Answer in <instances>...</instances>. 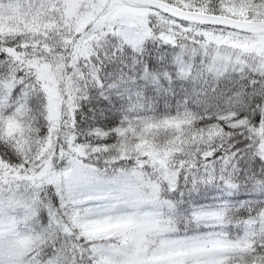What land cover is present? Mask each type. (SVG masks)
I'll return each mask as SVG.
<instances>
[{
    "label": "snow or ice",
    "instance_id": "obj_1",
    "mask_svg": "<svg viewBox=\"0 0 264 264\" xmlns=\"http://www.w3.org/2000/svg\"><path fill=\"white\" fill-rule=\"evenodd\" d=\"M0 264H264V0H0Z\"/></svg>",
    "mask_w": 264,
    "mask_h": 264
}]
</instances>
